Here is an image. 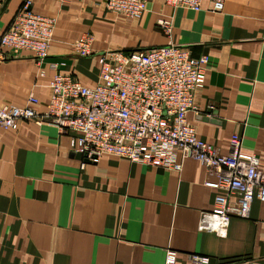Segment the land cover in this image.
I'll list each match as a JSON object with an SVG mask.
<instances>
[{
  "label": "crops",
  "instance_id": "1",
  "mask_svg": "<svg viewBox=\"0 0 264 264\" xmlns=\"http://www.w3.org/2000/svg\"><path fill=\"white\" fill-rule=\"evenodd\" d=\"M28 1L57 19L54 39L45 60L23 52L0 61V108L25 107L34 95L44 111L55 74L95 87L100 54L174 43L210 57L187 116L198 137L229 155L232 136H242L243 152L264 171V0H227L221 13L211 2L195 12L148 0L140 19L95 0H10L0 37ZM160 20L173 21L172 39ZM88 33L94 56L80 58L71 46ZM72 137L34 121L0 127V264H165L168 250L177 264H191L194 254L211 264H264V203L253 202L249 219L232 218L226 236L201 231L202 214L228 193L199 161L186 159L180 175L116 156L92 164L72 153Z\"/></svg>",
  "mask_w": 264,
  "mask_h": 264
},
{
  "label": "built area",
  "instance_id": "2",
  "mask_svg": "<svg viewBox=\"0 0 264 264\" xmlns=\"http://www.w3.org/2000/svg\"><path fill=\"white\" fill-rule=\"evenodd\" d=\"M95 1L131 19L142 18L148 5V0ZM226 1L166 0V4L200 12L205 2H211L212 12L221 13ZM31 4L23 5L0 37V61L23 52L39 61L49 57L57 19L34 13ZM159 27L172 39V20H160ZM93 43L94 36L88 33L72 44V52L90 58ZM99 63L95 87L57 73L49 84L51 94L44 111L39 110V99L31 95L25 107L0 108V127L18 130L24 121L54 125L62 133L73 134L72 153L92 164L104 156H116L180 175L184 161L195 159L217 178L214 186L228 193L216 198L212 212L202 214L200 230L226 236L232 218L249 219L253 202L264 203V171L259 159L243 152L240 135L232 136L230 154L221 155L198 137L187 118L195 110L197 91L206 83L209 55L194 57L189 49L171 43L146 51H108L100 54ZM232 196L237 197L236 205L231 204ZM177 256L168 250L165 264H177ZM190 260L191 264H211L203 255L194 254Z\"/></svg>",
  "mask_w": 264,
  "mask_h": 264
},
{
  "label": "water",
  "instance_id": "3",
  "mask_svg": "<svg viewBox=\"0 0 264 264\" xmlns=\"http://www.w3.org/2000/svg\"><path fill=\"white\" fill-rule=\"evenodd\" d=\"M10 2V0H6V2H5V4H4V6H3V8L1 9V12H0V15H1V13H3L4 11H5V9L7 8V5H8V3ZM78 158H80V159H82V156L80 155V154H75ZM87 162V161H86Z\"/></svg>",
  "mask_w": 264,
  "mask_h": 264
}]
</instances>
